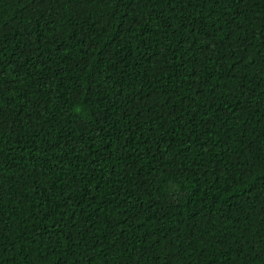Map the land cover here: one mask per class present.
Segmentation results:
<instances>
[{"label": "trees", "instance_id": "1", "mask_svg": "<svg viewBox=\"0 0 264 264\" xmlns=\"http://www.w3.org/2000/svg\"><path fill=\"white\" fill-rule=\"evenodd\" d=\"M0 264H264V0H0Z\"/></svg>", "mask_w": 264, "mask_h": 264}]
</instances>
